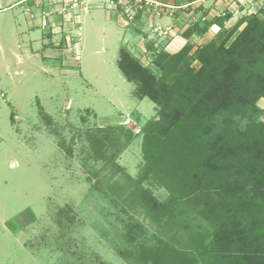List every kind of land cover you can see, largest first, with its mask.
<instances>
[{"label": "rangeland", "instance_id": "obj_1", "mask_svg": "<svg viewBox=\"0 0 264 264\" xmlns=\"http://www.w3.org/2000/svg\"><path fill=\"white\" fill-rule=\"evenodd\" d=\"M18 1L0 4V264H150L167 237L124 197L157 107L134 96L118 52L158 73L148 46L191 54L221 30L184 37L195 22L264 17V0Z\"/></svg>", "mask_w": 264, "mask_h": 264}, {"label": "trees", "instance_id": "obj_2", "mask_svg": "<svg viewBox=\"0 0 264 264\" xmlns=\"http://www.w3.org/2000/svg\"><path fill=\"white\" fill-rule=\"evenodd\" d=\"M231 14L185 30L188 38L221 29L191 54L188 43L175 53L148 46L158 73L118 52L134 96L157 107L142 126L143 163L124 197L167 237L145 253L150 264H264V17L243 15L224 28ZM126 235L136 238L130 227Z\"/></svg>", "mask_w": 264, "mask_h": 264}, {"label": "crops", "instance_id": "obj_3", "mask_svg": "<svg viewBox=\"0 0 264 264\" xmlns=\"http://www.w3.org/2000/svg\"><path fill=\"white\" fill-rule=\"evenodd\" d=\"M21 1H23V0H19L18 2H21ZM28 1V0H27ZM0 4H1V0H0ZM0 9H2V8H0ZM4 9V8H3Z\"/></svg>", "mask_w": 264, "mask_h": 264}]
</instances>
